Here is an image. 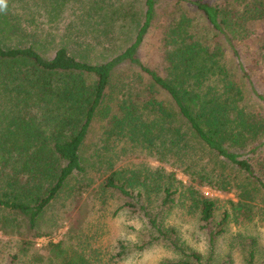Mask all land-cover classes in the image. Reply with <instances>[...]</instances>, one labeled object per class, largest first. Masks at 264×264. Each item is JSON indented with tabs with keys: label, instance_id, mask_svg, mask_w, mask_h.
<instances>
[{
	"label": "trees",
	"instance_id": "trees-1",
	"mask_svg": "<svg viewBox=\"0 0 264 264\" xmlns=\"http://www.w3.org/2000/svg\"><path fill=\"white\" fill-rule=\"evenodd\" d=\"M140 1L113 5V17L122 12L124 20L141 10L124 46L113 43L117 34H90L91 23L109 17L104 0H6L0 9V232L17 236L22 254L48 235L39 231L40 223L70 182L88 174L83 149L99 116L106 120L107 138L149 149L163 163L176 158L171 166L185 168L193 184L234 191L239 199L220 212L218 200L205 197L196 185L178 187L175 172L117 169L109 162L100 191L123 199L119 210L143 217L149 237L139 249L163 242L181 257L160 264H211L184 247L163 221L180 201L198 213L213 243L231 220L250 215L255 196L264 195V116L259 115L264 91L238 48L253 42L255 54L264 59V0ZM167 3L187 12L162 34L161 74L139 52L155 26L158 6ZM69 12L73 17L60 23ZM188 12L204 19L216 44L195 29ZM95 41L113 43L100 61L88 54ZM124 68L133 76L114 85ZM155 195L161 201L153 212ZM62 245L50 242L47 249L61 253ZM71 264L86 263L78 258Z\"/></svg>",
	"mask_w": 264,
	"mask_h": 264
},
{
	"label": "rangeland",
	"instance_id": "rangeland-1",
	"mask_svg": "<svg viewBox=\"0 0 264 264\" xmlns=\"http://www.w3.org/2000/svg\"><path fill=\"white\" fill-rule=\"evenodd\" d=\"M104 1L109 2V17L99 23L94 21L95 25L91 23L90 34L99 36L109 32V36L117 34L113 43L115 46H124L136 30V19H141V10H132L131 18L127 20H124L125 15L122 12L114 18L112 13L116 8L113 7L115 3L134 0ZM217 1L224 2V0ZM134 12L136 18H132ZM183 12H187L184 7L172 3L160 4L155 26L140 49L139 54L143 62L157 69L161 74H165L166 51L161 42L162 34L168 24ZM71 14V12L64 14L60 23L68 22V16L70 19L73 17ZM186 14L195 19V29L201 31L211 44H216L214 32L209 31L204 19L196 13ZM113 43L109 42V46ZM218 43L223 41L219 39ZM109 46L104 42L95 41L89 48L88 54L94 61H100L109 54ZM257 46L253 45V42L245 41L238 48L244 52V57L248 59V65L254 72V79L264 91V59L259 57L258 51L255 54ZM44 50H47L48 56L53 54L51 47ZM227 55L232 59L230 50ZM132 76L133 70L124 68L118 73L114 85L120 86V80ZM133 83L135 88H139V79H134ZM111 90L113 92V88ZM118 90V88L114 89L115 97L118 95ZM258 112H262L259 115L264 116V109ZM105 128L106 120L103 117L99 116L95 119L83 149V159L88 174L84 177H75L46 212L39 231L48 235L38 238L36 245L28 254H22L19 251L20 239L0 232V264H71L78 258H82L86 264H160L164 261L181 259L178 253L163 242H156L140 250L139 246L149 237L145 220L139 213L129 208L119 210L124 200L113 193L101 192L100 184L109 175V162H113L117 169L133 168L153 173L157 170L175 172L178 181L181 182L177 183L178 187H182V184L196 186L197 184H193L190 176L183 173L185 168L171 166L176 158H171L170 162H160L149 149L107 138ZM230 172L226 170V174ZM201 176L196 177L199 182L202 180ZM241 180L238 177V182ZM197 187L205 197L218 200L221 206L220 212L226 208L230 209L232 202H239L234 191L215 190L207 187V184ZM206 191H210L209 196L205 194ZM255 198L251 203L253 207L250 215H241L238 219L231 220L227 232L216 238L213 243L198 213H191L184 207L182 201L165 212L163 221L167 226L175 229L184 247L200 252L205 260L211 261V264H264V195ZM160 201L161 196L153 197L151 205L153 212L157 211ZM50 242H62V252L48 250L47 246ZM252 251H254L253 259H251ZM35 255L41 256L40 262L35 261Z\"/></svg>",
	"mask_w": 264,
	"mask_h": 264
},
{
	"label": "clouds",
	"instance_id": "clouds-1",
	"mask_svg": "<svg viewBox=\"0 0 264 264\" xmlns=\"http://www.w3.org/2000/svg\"><path fill=\"white\" fill-rule=\"evenodd\" d=\"M6 7V0H0V9Z\"/></svg>",
	"mask_w": 264,
	"mask_h": 264
},
{
	"label": "built area",
	"instance_id": "built-area-1",
	"mask_svg": "<svg viewBox=\"0 0 264 264\" xmlns=\"http://www.w3.org/2000/svg\"><path fill=\"white\" fill-rule=\"evenodd\" d=\"M205 194H206L207 196H209V195H210V191H206Z\"/></svg>",
	"mask_w": 264,
	"mask_h": 264
}]
</instances>
